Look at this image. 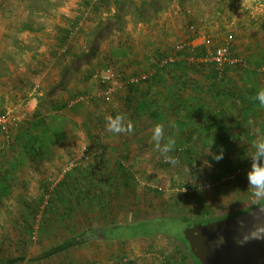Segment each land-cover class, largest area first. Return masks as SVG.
<instances>
[{
  "label": "rangeland",
  "instance_id": "obj_1",
  "mask_svg": "<svg viewBox=\"0 0 264 264\" xmlns=\"http://www.w3.org/2000/svg\"><path fill=\"white\" fill-rule=\"evenodd\" d=\"M143 1L151 0H0V25L12 28L13 23L22 22L20 28L30 24L47 39L42 45L53 57L52 64L45 62L42 68L40 63L39 72L59 69V78L50 85L46 81L42 95L30 96L37 99L33 107L27 104L24 91L35 87L34 83L28 86L21 81L17 89L23 90L24 103L17 106L15 94L10 93L15 90L10 86L12 72L7 70L4 60L0 61V74L9 76L0 85V111L10 108L17 116L24 114L12 126L8 142L0 133V259L3 261L164 264L166 253L171 256L172 264H190L182 263V247L169 237L152 233L127 239L133 228L125 224L147 217H216L257 202L258 198L248 187L247 173L252 167V144L257 138L264 139V105L259 103L256 110L245 111V103L237 102L221 112L215 109L209 118H214L216 123L201 134L191 133L189 116L184 110L178 114L171 111L163 86H158L157 95H149L147 90L139 92L137 99L127 106L124 99L127 89L122 87L107 99L90 74L110 68L118 79L137 70L149 75L159 53L189 44L185 50L189 52L186 76L182 77L187 85L181 92L186 98L188 91H194L193 81L206 84L205 74L215 70L202 59V39L210 37L214 46L229 42L230 53L245 61L244 67H228L222 76L233 77L229 84L234 91L253 98L264 89V72L258 70L264 65V10L248 7L250 3L253 6L250 0H156L160 9L152 14L149 8H143ZM62 8L71 10L66 11L68 15L64 18L60 13ZM57 23L61 26L57 29H61L54 33ZM18 33L8 29L4 40L19 44L26 32ZM32 35L28 47L40 55L41 40ZM91 48L97 49L95 56ZM9 53L8 47L5 48V54ZM23 57V53H18L12 59L25 65ZM259 63L260 67H255ZM248 68L255 73L246 78L247 83H242L240 76ZM89 93L93 96L91 102L72 103ZM144 100L156 104L157 116L148 114ZM35 113L39 115L35 117ZM117 114H124L132 122L130 133L106 130V117ZM27 121L38 123L32 134L42 139V150L33 151L25 133L16 138ZM157 124L164 130L159 147L152 139ZM42 129L46 131L43 134ZM172 141L171 150L163 152L161 149ZM209 152H222V159H214ZM239 162L243 164L238 166ZM228 163L234 168L231 172L226 171ZM234 173L236 176L230 178ZM87 174L93 179L91 187L93 192H98L97 196L75 203L70 195L57 213L49 211L42 219V208L50 201L53 188L64 177V182L79 187ZM192 192L197 195L185 197ZM40 198L44 201L32 223L28 211L38 205ZM108 225L126 227L111 230L117 240L82 239L87 229Z\"/></svg>",
  "mask_w": 264,
  "mask_h": 264
},
{
  "label": "trees",
  "instance_id": "obj_2",
  "mask_svg": "<svg viewBox=\"0 0 264 264\" xmlns=\"http://www.w3.org/2000/svg\"><path fill=\"white\" fill-rule=\"evenodd\" d=\"M156 0L151 1H143L142 5L143 8H149L152 14H155L158 12L160 7L156 4ZM189 48V47H188ZM94 51V56L96 55L95 51L96 48L92 49ZM187 48H185L182 51H176L175 55L173 56V61H167L166 59L168 56L172 55L173 51L171 50L169 53L166 52L165 54L159 53L156 57L157 60L154 62V64H151L153 68L152 73L148 75L146 80L139 81V82H132L125 84L123 89H127L126 95L124 97L125 102L127 106H130L132 104V100L137 99L136 96L139 92H142L144 88H150L152 86L158 87L163 86L165 89H167V94L164 96L165 100L168 101L171 99V102H168V105L171 106V111H174V113L178 114L180 110H184L185 113L189 116L191 125L193 126V129L190 131L191 133H196L199 131V134L205 132L207 130V127L209 125H214L216 122L214 118H209L211 115L210 113L218 109L219 112L226 109V103H228V107H232V105L236 102L243 104L245 103V111L248 110H256L259 108V101L253 98H247L245 95L240 94L236 91H234L233 87L230 85V78H226V76H222L226 73L228 67H233V69L241 66H227L224 68L221 76H219L217 70L214 68L212 64H209L212 69H215L214 71H208L207 74H205L204 78L207 81L206 84H204L201 81H193L192 88L195 92V95L189 96L188 98H183L181 96V92L183 89H185V86L187 85V80L182 79V77L186 76V59L188 57L189 52L185 51ZM174 54V53H173ZM92 57V54H91ZM192 58V57H191ZM166 60L163 62V60ZM83 63H85V60H82ZM201 64V62H199ZM202 65V64H201ZM205 66V65H204ZM65 67V66H64ZM255 67H260V64H256ZM66 68V67H65ZM245 71H248L250 69H244ZM252 74L255 72L253 70L250 71ZM141 72L137 70V72H134L131 76H137ZM93 72H91L90 77L92 76ZM130 75H121L120 79L121 81L126 80L127 78L131 77ZM248 81V80H246ZM168 83V84H167ZM230 83V84H229ZM203 89H206L204 91ZM260 91V90H259ZM258 91V92H259ZM205 95H207V99L205 98ZM84 96H88L87 102H91L93 100V96L91 93L84 94ZM177 99V100H176ZM142 102V101H141ZM81 103V102H79ZM78 103V104H79ZM144 106L148 108V114L150 116H157L159 111L155 107V103H152L150 100H144L143 102ZM66 104L63 103L64 107ZM155 107V108H154ZM251 108V109H250ZM6 109L0 111V114L4 113ZM40 113V112H39ZM39 113H35V117L39 115ZM210 114V115H209ZM215 116V115H214ZM213 116V117H214ZM202 119V121H201ZM210 121L208 122L207 121ZM199 120V122H198ZM198 122V123H196ZM27 124H23V126L18 131V134L16 135V138L22 137V135H27L29 147L33 151L35 150H42V147H44V143L41 138H39L35 134L33 135V129L37 127L38 123H34L33 121L26 122ZM201 128H204L201 130ZM47 128H45L46 130ZM42 129V134L46 131ZM1 133V132H0ZM102 159V158H101ZM242 162H239V165H242ZM228 166L226 167L227 172H231L234 170L233 167L228 163ZM120 170L123 173H127L126 169L120 168ZM68 177V176H67ZM84 179L81 180L80 186L75 188L74 186H70L69 183L64 182L65 177L63 180H61V183H59L58 187L53 188V190L50 192L51 199L48 203H46L42 208V219L43 216H45L49 211L53 213H57L59 208H62V206L65 204V202L70 198V195L73 197V200L75 203H80L81 201H87L89 199H94L93 196H97L98 192H93V189L91 187V182H93L91 176L88 174L83 177ZM6 188V187H5ZM7 190V189H6ZM43 191H46L45 188ZM76 191L78 194H76ZM76 195H79L78 197ZM197 195V192L192 193H186L185 197L190 199ZM43 198H40L38 205H35L34 209H30L28 213L31 215V222L33 223V220H35L36 212L38 209H40V206L42 205ZM264 200H260L259 202H256L252 205L247 206L244 209H241L236 212L228 213L222 216H216V217H206V218H198V219H192L188 217L183 216H164V217H147L145 220H137L136 222H132L129 224H125L126 226H132V232H129V235H126L127 239H133L138 237H147L149 234L156 233V234H162L179 245H181L182 249L180 250V257L181 261L183 262H189L190 264H200V262L192 255V253L189 250V246L187 241L183 237V229L187 226H191L193 223H207L213 220L225 218V217H231L238 213L247 211L248 209L255 207L261 203H263ZM125 225H119L120 227H126ZM119 226H96L87 229L83 235L82 239H102V240H117L116 236L111 235V230H115L116 228H120ZM123 239V238H122ZM78 243V242H77ZM164 259L166 260L164 264H172L170 263L171 256L169 254H163ZM12 260H5L3 261L0 259V264H10Z\"/></svg>",
  "mask_w": 264,
  "mask_h": 264
},
{
  "label": "water",
  "instance_id": "obj_3",
  "mask_svg": "<svg viewBox=\"0 0 264 264\" xmlns=\"http://www.w3.org/2000/svg\"><path fill=\"white\" fill-rule=\"evenodd\" d=\"M257 222L264 223V202L231 217L193 223L183 237L200 264H264V235L250 231Z\"/></svg>",
  "mask_w": 264,
  "mask_h": 264
},
{
  "label": "crops",
  "instance_id": "obj_4",
  "mask_svg": "<svg viewBox=\"0 0 264 264\" xmlns=\"http://www.w3.org/2000/svg\"><path fill=\"white\" fill-rule=\"evenodd\" d=\"M249 2H252L253 6L250 3V5L248 7L254 8V10H260V11L264 10V0H250ZM68 9L69 8H62V12H60V13H63V18H64V16L68 15L66 13V11H69V12L71 11L70 9L69 10ZM21 23L22 22H19L18 24L13 23V27L14 28L16 27L15 30L13 27L7 28V27H4L3 25H0L1 26L0 27V57L2 58V60H0V61L3 62V60H4L6 62L5 65L7 67V70L9 72L10 71L12 72L11 74H9L10 81L12 82V84L10 86L12 88H15V90L13 92H10V93L15 94L13 96H15V102L17 101V106H20V104H22V102L24 103V101L21 100V97L24 95V92H26L27 95H26L25 100H27V104H29L30 107H33L34 105H36L37 99L34 96L33 97H30V96H32L34 94L42 95L44 90H45L46 81H47V84L50 85V84L54 83V80L59 78V76H58L59 69L53 68L51 70L49 68V70L43 69V71L41 70L42 72H39L37 65H39L40 63L42 65V68L44 67L45 62L52 64L51 59L53 57H51V55H49L48 49L46 51L45 47L43 46L47 39L43 35L41 36V34H37L36 30H34L30 24H26L25 27L20 26V28H19V25ZM60 24H61V22H60ZM63 24H64V22H63ZM21 25H23V24H21ZM57 27H61V26H59L57 23L55 25V29L53 30L54 33L60 31L61 28L57 29ZM62 27H63V25H62ZM8 29H11V32L15 31V33L18 35H19L18 32H20L21 30H24L26 33L23 35V37H24L23 40L19 41V44H15V43L11 42V40H4L5 34L8 31ZM33 31H34V33H33ZM30 35H32V36L36 35L37 39L40 38L41 41L39 40L40 41L39 43H40L41 47L38 50L39 52H41L40 55L34 54V50H31L28 47L29 43L31 42ZM19 39H21V38H19ZM159 39L161 40L160 37H159ZM4 41H6L8 43V45L6 42H5L6 43L5 44ZM248 41H249V44L252 43L251 40H248ZM159 45L160 44H157V46H159ZM6 46L8 47V53L10 52L8 56L5 54V48H7ZM47 46L48 45H46V47ZM152 46H153V44H152ZM19 47H20V49H19ZM18 53H20V54L23 53L25 65H23V63H17V60H15L16 61L15 62L12 59L14 57L16 58ZM5 57H8V58L5 59ZM19 65H20V67H19ZM54 69L57 72L54 71ZM248 69H250V68H248ZM19 71H22V72L20 73ZM250 71L251 70L243 71V75L240 76L242 83L243 82L247 83L246 80L251 77ZM34 72H38V74L34 75ZM9 76L5 77L4 74H0V85H2L5 82L6 78H8ZM23 76L25 77V79L22 78ZM229 78H230V81H234L233 77H229ZM21 81L26 83L28 86H32L34 83L33 86H35V87H33L31 89L28 88L29 92H28V90H25L24 92L22 90L23 93L19 92L17 88L21 87L20 86V85H22ZM251 83H253V85L255 84V78L253 79V81H251ZM37 84H39L40 86L38 87ZM36 86H37V88H36ZM250 86H251V84H250ZM144 90H147L149 95H157L158 93H160V91L158 90V87L157 88L156 87L144 88ZM192 95H195L194 91H188L186 93V97L192 96ZM171 101L172 100L170 99L169 102H171ZM225 105H226L225 107L227 108L228 103H226Z\"/></svg>",
  "mask_w": 264,
  "mask_h": 264
},
{
  "label": "built area",
  "instance_id": "obj_5",
  "mask_svg": "<svg viewBox=\"0 0 264 264\" xmlns=\"http://www.w3.org/2000/svg\"><path fill=\"white\" fill-rule=\"evenodd\" d=\"M188 45L189 44L187 45L181 44L180 46L179 45L176 46V48L173 51L174 54L172 53L171 56L169 55L166 60L173 61L174 59L173 56L175 55L176 51H182L185 48H187ZM202 45L204 46V54L202 56V59H204L203 61L212 64L214 68L217 70L219 76H221L224 68L227 66L244 67L243 65H245V61L242 58L233 56L230 53L229 42H225L223 45L220 46H214L212 39L210 37H204L202 39ZM166 60L164 59L163 62H165ZM258 70L264 72V65L261 66ZM147 77L148 75L144 73H140L137 76H131L126 80L121 81V79L115 77L113 71L110 68H105L99 73L95 72L94 74H92L91 79L93 78L92 79L93 81L99 83V85L103 90L101 95L108 99L114 92H116V90L124 87L125 84L143 81L146 80ZM88 98H89L88 96H84V95L79 96L72 103L87 101ZM23 116L24 114H21V116H17L10 108H6L4 113L0 114V132L3 135V138L6 142H8L9 140L10 130L12 126H14L18 120L23 118ZM239 172L240 171H238L237 173ZM237 173L230 175V178L235 177Z\"/></svg>",
  "mask_w": 264,
  "mask_h": 264
},
{
  "label": "clouds",
  "instance_id": "obj_6",
  "mask_svg": "<svg viewBox=\"0 0 264 264\" xmlns=\"http://www.w3.org/2000/svg\"><path fill=\"white\" fill-rule=\"evenodd\" d=\"M255 99L260 102L261 105H264V89H261L255 96ZM106 130L112 133H130L133 130V125L130 120H127L124 114H117L115 116L106 117ZM163 126L155 125L153 128L152 139L156 143L157 147L160 146V142L163 138ZM174 146V141L170 144L165 145L163 152H168ZM252 147L254 152L252 154L251 164L252 167L247 173L248 187L253 191L254 195L258 198L256 201L264 200V139L257 138L253 142ZM213 155V158L216 160L222 159V152L220 154H215L209 152ZM254 234L259 236L264 235V223L257 222L253 225V228L250 230Z\"/></svg>",
  "mask_w": 264,
  "mask_h": 264
}]
</instances>
